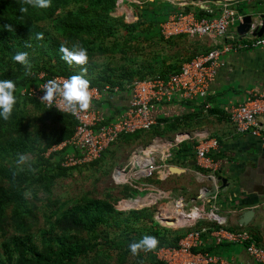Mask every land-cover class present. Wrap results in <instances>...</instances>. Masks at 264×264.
Returning a JSON list of instances; mask_svg holds the SVG:
<instances>
[{
    "label": "trees",
    "instance_id": "1",
    "mask_svg": "<svg viewBox=\"0 0 264 264\" xmlns=\"http://www.w3.org/2000/svg\"><path fill=\"white\" fill-rule=\"evenodd\" d=\"M117 2L52 0L47 9L29 7L21 14V0H0V80L15 82L17 99L10 119H0V264H161L153 253L178 247L190 231L162 228L154 219L156 206L119 212L116 205L136 199L143 190L150 191L139 187L138 182L119 187L118 196L109 190L104 199L86 195L74 200L53 198V188L59 180L70 177L71 171L60 166L63 153L52 150L69 142L75 123L69 115L20 95L21 89L39 82V73L69 78L81 72V66H69L61 59L62 44L87 49L89 60L83 67L91 85H116L124 90L134 80L179 72L177 65L164 68L161 63L165 53L161 44L169 45L172 39L165 38L160 30L161 23L176 13L178 6L149 0L138 7L136 22L127 23L122 16H113ZM4 24H12L14 31L4 30ZM37 34L43 38L37 39ZM21 51L28 53L33 65L30 76L12 60ZM116 56L121 64L98 61ZM165 122L159 121L156 135H161L159 126ZM168 125L176 128L175 123ZM148 132L135 133L134 141L152 139ZM184 146L180 151L189 153L191 149ZM21 153L30 156L34 171L27 164L17 166ZM101 160L86 167L97 166ZM147 182L160 181L151 178ZM25 192L31 195L25 196ZM122 206L125 210L144 207L137 202ZM144 234L156 237L159 245L155 251L133 256L128 244ZM118 239L125 244L114 247Z\"/></svg>",
    "mask_w": 264,
    "mask_h": 264
},
{
    "label": "crops",
    "instance_id": "2",
    "mask_svg": "<svg viewBox=\"0 0 264 264\" xmlns=\"http://www.w3.org/2000/svg\"><path fill=\"white\" fill-rule=\"evenodd\" d=\"M164 1L171 2L169 0ZM180 1L184 5L171 2L178 6L179 12H184V9L189 7L190 10L185 12L194 13L196 17L213 15L214 18L219 17L224 2V0H209L206 1L205 5H199L198 0ZM135 2L136 0H123L122 5L130 7L129 5ZM212 4V13L204 10L203 6L208 8ZM238 11L242 20L251 16L253 24L260 22V17L264 16V0H240ZM125 12L122 11L121 15ZM131 13L137 17V13L133 11ZM175 14L174 12L169 17ZM239 25L236 26L237 33L232 29L231 34L223 39L206 37L193 40L187 35L167 38L172 39L169 42L170 46L166 43L161 44V46L165 45V53L161 57L164 68L168 65H177L180 68L182 64L191 60L189 58L220 48L225 44L239 43L242 48L224 56L225 66L220 70L217 80L211 86L210 93L206 98H197L188 102L154 103L152 115L157 124L153 128L158 126L160 120L166 119L167 121L159 126L160 136L155 134L152 136V139L155 138L152 142L142 145L138 142L139 140H129L121 136L103 155L105 158L108 153L113 155L112 153L118 152L119 167L116 165L115 169H127L129 180L127 184L138 182L139 187L150 189L151 192L149 191V195L147 193L146 200L153 197L155 200H148L153 206L148 205L149 207L144 209H150L151 206L155 207V204L162 200L167 205H175L168 210V213L162 211L164 208L157 209L154 219L162 228L165 223L166 227L164 228H186L167 226V223L169 221L177 222L180 213H184L185 210L194 211L196 208L202 210L204 217L196 220L193 226L186 228L190 231L199 230L203 232L204 245L194 249L195 252H208L234 264H253L246 253L244 243H231L226 240L219 243L216 236V232L220 230L228 232L245 231L249 233L256 245L264 248V198L259 199L258 197L259 194H264V135L257 137L250 134H237L230 119L231 108L238 106L248 97L264 92V49L246 47L252 41V37L248 33L240 36L238 33ZM253 33L251 36L255 37ZM130 99V92L122 91L108 95L97 105L103 115L108 113L112 118L117 112L120 113L127 108ZM208 103L211 105L210 109L205 108ZM257 121L259 125L264 127V116L259 117ZM170 123H175L176 128H168ZM181 134H188L189 137L186 136V138L178 140ZM205 138L216 139L219 142V146L207 154L209 160L208 165L206 164L207 167L203 166V161H200L197 155V148L200 143L204 142ZM155 140L157 141L154 143ZM152 144H161L162 146L158 154L153 156L158 165L161 166L160 170L152 177L160 181L159 184L143 181L151 178L132 179L133 172H130L131 155L122 163L124 153L130 152L131 154V152L148 148ZM183 146L184 149H191L190 152L180 151ZM104 158L102 157V159ZM171 166L179 167L183 171L174 173L170 170ZM218 176L229 181L233 178V188L235 189L222 191L220 194L209 198L210 200L201 198V193L214 184L209 178ZM126 180L127 178L124 181ZM239 181L242 183L240 186ZM248 190L252 193L250 194ZM141 193L146 196L145 190ZM140 197L136 199H140ZM136 199L123 201L121 206ZM138 201L141 202V200ZM146 203L148 202L143 204ZM254 206L255 216L253 220L245 227L239 226L240 216ZM180 207L182 208L180 209ZM131 210L122 208L119 209V212L128 213ZM212 211L226 219V223L212 220L210 218ZM162 212L165 213L164 216Z\"/></svg>",
    "mask_w": 264,
    "mask_h": 264
},
{
    "label": "built area",
    "instance_id": "3",
    "mask_svg": "<svg viewBox=\"0 0 264 264\" xmlns=\"http://www.w3.org/2000/svg\"><path fill=\"white\" fill-rule=\"evenodd\" d=\"M169 1L174 2L175 0ZM206 1L209 0H198L199 5H205ZM239 1L224 0L220 15L217 18L212 17L213 15L196 17L191 12L177 11L175 15L169 17V20L161 25V33L165 38L179 35H187L193 40L206 37L227 38L231 34L232 29L237 33L236 26L242 23V18L239 16L238 11ZM122 2L123 0H118V7L120 3L122 5ZM175 4L178 5L176 2ZM180 4L184 5L183 3ZM203 7L205 11L212 13L213 4L208 8ZM125 19L127 21L135 18L133 14H127ZM260 27L261 21L255 22L250 26L247 33L252 37V41L246 47L264 49V34L261 37L251 36ZM241 48L242 45L239 43L234 45L225 44L220 48L196 55L182 64L177 73L167 76L157 75L144 80H134L124 90L116 85H103L100 87L90 84V92L92 94L91 107L76 115H71L61 110L59 97L51 105L41 100V96L44 94L43 87L47 81L56 80L62 84L67 79L66 77L56 75L47 77L44 73H39L37 76L39 82L21 89L20 95L36 99L44 106L51 107L59 113L70 116L75 123L72 138L69 142L53 148L52 151L63 153L60 165L63 169L86 167L101 160L103 154L121 136L150 131L157 124L156 119L152 115L154 103L188 102L197 98H206L210 93L211 86L217 80L220 70L225 66L224 56L239 51ZM122 91L130 92L131 95L127 108L120 113L117 112L112 118H110L108 113L103 115L97 104L108 95ZM205 108L210 109L211 105L208 103ZM261 116H264V92L248 97L238 106L231 108L230 119L237 134H250L251 136L260 137L264 135V127L259 125L257 121ZM186 136L188 134H181L178 140H182ZM152 145L132 153L130 164V172H133L132 179L136 180L140 179V177L152 178L160 170L161 166L153 158L155 154H158L160 148L154 149ZM218 146L219 142L216 139L209 138H205L204 142L199 144L197 155L199 160L203 161L204 167H207L206 164L208 165L209 162L207 154ZM126 170L116 169L113 173V180L117 186H124L128 183ZM123 175L127 177L126 182L121 180ZM116 177L119 178V183ZM204 194V192L201 193V198H205ZM195 212L198 215L195 216ZM184 214L188 219V223L182 227L186 228L193 226L196 220L204 217L200 208L199 210L196 208L188 214L184 212ZM210 218L220 223H226V219L221 218L214 211L211 212ZM202 233L199 230L189 231L181 240L179 247L160 249L154 253L155 259L162 264H234L208 252H195L194 249L201 248L204 245ZM216 236L219 243L223 240L231 243H244L246 253L253 264H264V248L256 245L248 232L220 230L216 232Z\"/></svg>",
    "mask_w": 264,
    "mask_h": 264
},
{
    "label": "clouds",
    "instance_id": "4",
    "mask_svg": "<svg viewBox=\"0 0 264 264\" xmlns=\"http://www.w3.org/2000/svg\"><path fill=\"white\" fill-rule=\"evenodd\" d=\"M52 0H21L20 13L28 12V8L47 9L51 7ZM4 30L14 31L12 24H4ZM42 34H37V39H42ZM61 59L69 66H81V72L67 78L63 83L56 80H49L43 87V95L41 100L51 105L54 100L60 98V108L63 112L76 115L81 111L87 110L92 104V94L90 92V80L86 78V69L83 67L88 63L89 57L87 49L79 44H73L71 48L61 45L59 47ZM12 60L24 68V74L30 76L32 74V63L29 60L27 52H17L12 56ZM16 84L13 80H0V119L9 120L12 116L14 107L17 103L15 96ZM30 156L27 154H18L17 166L29 165ZM25 196H30V192H25ZM159 245L156 237L144 234L138 240H134L128 244V249L133 256H138L141 252L149 253L155 251Z\"/></svg>",
    "mask_w": 264,
    "mask_h": 264
},
{
    "label": "rangeland",
    "instance_id": "5",
    "mask_svg": "<svg viewBox=\"0 0 264 264\" xmlns=\"http://www.w3.org/2000/svg\"><path fill=\"white\" fill-rule=\"evenodd\" d=\"M146 1H149V0H136L135 3L129 5L130 7L127 6L128 8L127 7L125 8L124 5H123L124 7L123 6L117 7L115 12L113 13V15L114 16H120L122 11H124L126 9H127L128 14H130V12H132V11L134 13H137L138 7H142L146 3ZM193 1H195V0H193ZM174 2L180 3L181 1L175 0ZM125 4L128 5L127 2H125ZM121 16L126 21V19H125L126 12L123 13ZM133 17L135 19H131V20L128 19L126 22L127 23L136 22V20H137L136 15H133ZM129 18H130V16H129ZM144 46H147V44H144ZM98 61L99 62H109L111 65H118V64L122 63V60L119 59L118 56L110 57L108 59L101 57V59L99 58ZM150 131L148 132L147 135H149L151 137L154 136V134H155L154 132L156 131L155 128L151 129ZM137 134L143 135V133H137ZM134 135L135 134L127 135V139L134 140L135 139ZM154 139L155 138H153L151 140V138H149L147 140V142H145L144 144H149V142H152ZM138 142L141 145L143 144L140 141H138ZM160 147H161V144H153L152 145V148H154V149H158ZM112 154L113 155H110L109 153L106 154V158L102 159L100 164H98L97 166L79 167V168H74V169H68L71 171V174H68V176H70V177L61 179L57 182V184L53 188V198L59 197L62 200H70V199L74 200V199H79L80 197L86 195V197H88V198L104 199L109 190H115L116 191L115 194H117L116 196H118L119 187H122V186H117L115 184V181L113 180V173L116 170L115 169L117 167L116 165H118V167H119V153L116 152V153H112ZM129 155H132V152H131V154H130V152L124 153V155L122 157L124 161L122 163H124L128 159ZM62 156H63V154H62ZM62 156H61V158H62ZM143 181H147V180H143ZM230 183H231V187H233V185H234L233 178L230 180ZM148 195H149V192H148ZM148 195L146 193V196H144V194L142 193L140 198H145V200H146V197ZM138 197L139 196H137L136 198H138ZM145 200L141 201V202L138 201L137 205L138 206H144L141 208H148L150 205H152L151 201H148V200H155V197L147 198V200L146 201ZM163 201L164 200L159 201V203L155 204L157 209L158 208H162V209L164 208L162 211L168 213V210L171 209V207H175V205L174 206L167 205V203H165V201L163 203ZM145 202H148V203L143 204ZM140 203H142L143 205H141ZM177 206H179V205H177ZM122 208H123V206L116 205V209L118 211H119V209H122ZM163 212H162V214H163ZM185 212L187 214L191 213V211H189V210H185ZM164 215H165V213L163 214V216ZM160 220H162V219L160 218ZM180 222L183 223V221H180ZM168 225L172 226V224L167 223V226ZM163 227H166V226L163 224ZM178 227L181 228L180 225ZM172 228H174V227H172ZM175 229H177V228H175ZM124 244L125 243L123 240L119 241V239H118L115 241L114 247H119V245L122 246Z\"/></svg>",
    "mask_w": 264,
    "mask_h": 264
},
{
    "label": "water",
    "instance_id": "6",
    "mask_svg": "<svg viewBox=\"0 0 264 264\" xmlns=\"http://www.w3.org/2000/svg\"><path fill=\"white\" fill-rule=\"evenodd\" d=\"M261 21V27L259 28L258 31H255L253 33L254 36L257 37H261L264 33V16H261L260 19ZM253 24V20L251 16L245 17L242 20V23L238 26V33L240 36H243L245 34H247V32L250 29V26ZM170 170L174 173H181L183 171V169H180L179 167L176 166H171ZM211 181H213V186L211 188H206V190H204L203 192L205 193L203 196L205 198H211L213 196H216L218 194H220V192L225 191V190H230L233 191V187H231V183L228 179L222 177V176H218L216 178H209ZM242 185V183L239 181V186ZM248 192L251 194L252 192H250L248 190ZM258 194V193H257ZM259 199H263L264 198V194H259L258 195ZM138 200H144V198H140V199H136L132 202H137ZM144 208L141 209H132L133 211H140L143 210ZM131 210V211H132ZM255 214V206L252 207L251 209H249L248 211L244 212L239 219V226L241 227H245L247 226L254 218ZM169 224H173V221H169Z\"/></svg>",
    "mask_w": 264,
    "mask_h": 264
},
{
    "label": "bare ground",
    "instance_id": "7",
    "mask_svg": "<svg viewBox=\"0 0 264 264\" xmlns=\"http://www.w3.org/2000/svg\"><path fill=\"white\" fill-rule=\"evenodd\" d=\"M120 6H123V5H121V4H119V7ZM124 7V6H123ZM126 8V7H125ZM124 10V9H123ZM124 11H126L127 12V9L126 10H124ZM129 15V14H128ZM161 148H162V146H161ZM132 177V176H131ZM122 179L121 180H123V182H126V181H124L127 177L125 176V175H123V177H121ZM116 180H117V182L119 183V178L118 177H116ZM194 215L196 216V215H198L197 214V212H195L194 213ZM162 219V218H161ZM166 221V220H165ZM180 221H183V223L182 222H180ZM188 223V219H187V217L185 216V214L184 213H180V218H178V220H177V222H173V224H172V226H183V225H185V224H187Z\"/></svg>",
    "mask_w": 264,
    "mask_h": 264
}]
</instances>
